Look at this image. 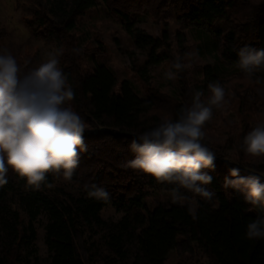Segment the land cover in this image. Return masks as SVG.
Listing matches in <instances>:
<instances>
[{
  "label": "trees",
  "instance_id": "1",
  "mask_svg": "<svg viewBox=\"0 0 264 264\" xmlns=\"http://www.w3.org/2000/svg\"><path fill=\"white\" fill-rule=\"evenodd\" d=\"M15 1L25 11L23 25L30 36L63 49L59 67L75 91L71 106L88 125L83 136L88 151L80 153L79 167L71 181L82 191L80 194L55 186L28 189L25 181L9 170L8 183L0 187V264H37L35 223L42 216L46 219L47 264H166L173 251L179 254L176 264H196L192 256L183 258L192 243L201 250L207 264H264V240L246 238V226L257 218V212L244 202L242 194L232 189L226 193L222 187L231 168H240L241 176L249 175L247 170L264 176V164H234L216 154L214 170H203L213 177L205 187L215 192V197L212 202L197 197L195 218L187 205L148 207V188L154 186L169 194L173 185L157 183L150 176L123 167L135 158L129 147L133 139L162 118L176 119L181 107L190 105L193 91L187 85L186 72L177 73L178 99L150 88L144 98H139L126 83L115 92L110 70L101 66L92 72L83 70L72 34L79 19L97 6L95 0ZM101 1L108 13L120 20L135 46L148 51L144 70L174 59L168 52L167 33L158 40L135 28L137 14L147 13L159 20L171 9L176 21L200 27L217 54L212 66L201 68L205 77L223 84L236 74L242 76L243 83L235 87V92L240 96L244 120L257 123L260 115L264 119V110L258 112L255 106L264 109V98L256 91L262 86L254 83L255 78H245L236 65L240 48L264 50V0ZM4 36L0 30V50ZM161 49L166 52L158 55ZM19 65L25 71L39 66L35 55L29 54L21 58ZM255 76L264 79V69ZM141 80L146 84L144 78ZM209 127L208 122L204 130ZM56 180L49 174V183L55 184ZM88 181L109 192L110 205L124 214L119 221L101 219L105 202L87 197L83 184ZM86 234L99 237L96 245L84 246L81 240Z\"/></svg>",
  "mask_w": 264,
  "mask_h": 264
},
{
  "label": "clouds",
  "instance_id": "2",
  "mask_svg": "<svg viewBox=\"0 0 264 264\" xmlns=\"http://www.w3.org/2000/svg\"><path fill=\"white\" fill-rule=\"evenodd\" d=\"M61 55L62 48L49 51L45 62L25 71L7 48L0 50V187L8 183L9 170L31 190L53 188L54 184L48 182L49 174L71 182L79 167L80 153L88 151L83 139L88 125L71 106L75 91L59 67ZM237 55V67L245 78H255L254 83L262 86L256 91L264 98V79L255 76L264 69V50L245 46ZM197 57V50L176 55L164 73L165 79L175 80L177 73L192 69ZM207 88V99H202L203 91H194L190 105L181 107L176 119L162 118L155 127L133 139L129 147L135 158L123 165L157 183L173 185L169 191L171 202L187 205L194 218L199 207L197 197L207 202L215 197V192L205 187L213 177L203 170H214L217 155L205 143L204 128L213 119L214 108L224 109L230 103L219 80L209 82ZM241 150L248 157H264V119L243 137ZM261 177L252 171L241 176L240 168L233 167L222 184L226 193L232 189L242 194L244 202L258 214L246 226L249 240H264ZM83 189L88 198L110 201L109 192L91 181L85 182Z\"/></svg>",
  "mask_w": 264,
  "mask_h": 264
},
{
  "label": "rangeland",
  "instance_id": "3",
  "mask_svg": "<svg viewBox=\"0 0 264 264\" xmlns=\"http://www.w3.org/2000/svg\"><path fill=\"white\" fill-rule=\"evenodd\" d=\"M95 2L97 6L79 19L77 29L72 33L77 42L80 65L83 70L92 72L98 66L110 70L116 82L115 92H118L123 83H126L130 85L132 92L139 98H144L146 89L150 88L178 99L180 86L177 78L167 80L164 77V73L170 69L171 62L165 61L158 66L144 70L148 51L135 46L133 39L125 33L120 20L108 13L101 0H95ZM24 14L25 11L20 8L15 0H0V30L5 35L1 41V48H7L18 63L26 54L35 55L40 65L45 62L46 53L54 50L55 45L53 42L32 38L24 28ZM134 22L135 28L144 31L154 39L162 40V34L167 33L168 52L173 59L178 54L182 55L192 50L198 51L194 67L185 70L187 85L193 92L203 91L202 99H207L210 95L207 85L212 81L205 77L201 68L212 66L217 54L211 49L210 39L206 37L201 28L176 21L171 9L165 12L159 20L153 19L147 13L137 14L134 17ZM164 52L166 49H161L157 51V54L160 55ZM241 77L236 74L223 83L228 93L226 99L230 103L224 109H213V119L209 121L210 127L205 131V143L216 154L223 156L231 163L240 162L257 167L264 164V157H248L241 150L243 137L258 123L246 122L240 110V96L236 94L235 87L243 83L240 81ZM141 78L146 80V84ZM255 106L258 108V112L264 110L260 105ZM259 118V120L263 119L261 115ZM246 173L249 174V171L247 170ZM262 178L264 179V176ZM54 186L71 194L82 193L78 187L62 178L57 179ZM145 203L150 208L162 204H174L171 202L169 194L154 186L148 188ZM123 215V213L116 212L109 202H105V206L100 212L101 219L107 222H117ZM45 225L46 219L43 216L39 217L35 223L34 249L37 264H47L48 262L49 254L44 238ZM98 239V236L86 234L81 241L85 247H90L93 243L96 245ZM188 256H192L196 260V264H207L206 257L194 243L191 244L190 252L184 254L183 258L186 259ZM178 260V252L173 251L166 264H176Z\"/></svg>",
  "mask_w": 264,
  "mask_h": 264
}]
</instances>
